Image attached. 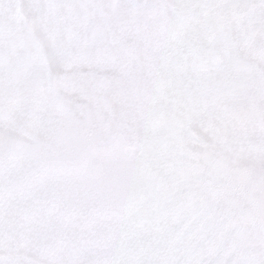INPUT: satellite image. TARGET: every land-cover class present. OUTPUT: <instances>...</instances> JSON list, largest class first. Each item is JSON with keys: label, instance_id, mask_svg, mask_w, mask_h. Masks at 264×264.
<instances>
[{"label": "snow or ice", "instance_id": "obj_1", "mask_svg": "<svg viewBox=\"0 0 264 264\" xmlns=\"http://www.w3.org/2000/svg\"><path fill=\"white\" fill-rule=\"evenodd\" d=\"M0 264H264V0H0Z\"/></svg>", "mask_w": 264, "mask_h": 264}]
</instances>
